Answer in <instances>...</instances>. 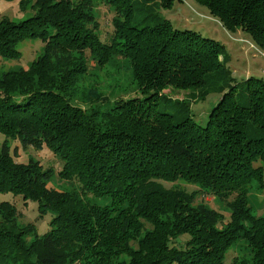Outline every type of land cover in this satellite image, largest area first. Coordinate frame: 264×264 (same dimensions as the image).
<instances>
[{"label":"trees","instance_id":"1","mask_svg":"<svg viewBox=\"0 0 264 264\" xmlns=\"http://www.w3.org/2000/svg\"><path fill=\"white\" fill-rule=\"evenodd\" d=\"M6 1L32 13L0 17V59L18 60L23 40L43 47L26 68L0 67V194L52 217L40 234L1 199L0 264H224L239 240L230 264H264V214L249 203L264 188V79L235 83L219 41L155 11L175 0ZM193 1L264 52V0ZM98 3L114 12L108 42ZM88 58L129 72L130 94L111 101L98 86L81 90ZM190 89L192 99L218 93L205 124L190 116V99L172 97L175 114L159 106L168 91ZM8 139L50 148L70 189L49 187L53 169L18 161ZM207 195L223 211L198 200Z\"/></svg>","mask_w":264,"mask_h":264},{"label":"rangeland","instance_id":"2","mask_svg":"<svg viewBox=\"0 0 264 264\" xmlns=\"http://www.w3.org/2000/svg\"><path fill=\"white\" fill-rule=\"evenodd\" d=\"M94 7L96 21L99 26L98 33L100 38L102 41L108 42L113 30L111 20L114 12L107 5L101 3L96 4ZM155 11H158L162 17L168 19L175 27L181 30H193L200 33L202 36L219 41L224 46L226 54L229 56V61L226 65L230 69L235 83L240 84L249 76L264 79V52L254 44L249 34L245 31L238 30L236 33L227 31L223 28L217 18L210 16L205 7L199 6L193 0H175L171 8L167 9L159 7L158 9L155 8ZM31 13V7H28L26 10H21L17 1L0 0V17H8L15 22H20ZM134 20L137 22L139 17H136ZM42 47L43 44L39 39L23 40L17 44V49L21 54L20 58L18 60L9 59L6 61L0 59V67L3 66L4 68H9L21 65L26 68L36 54L42 50ZM87 56L89 57V55ZM87 61L89 70L88 74L81 81V90L91 88L93 85L98 86L111 101L117 96L126 97L130 94L132 85L130 84V77L127 76L129 72H123L120 70L119 75L117 73V62L116 64H110L100 69L95 65V61L91 58H88ZM122 63L123 62L118 61V64L121 66ZM167 91L168 90H166V92ZM193 91L196 90L168 91L169 94L167 93L166 97H169V99H166V97H159V106L162 110L175 114L176 109L173 98L179 100L182 98L190 99V116L196 122L205 124L208 113L215 102L218 93L210 92L204 100H199L190 97V92ZM147 95L148 94L142 95L140 92L132 94V96L140 98ZM75 97H81V93L78 92ZM111 101L100 104V108L105 109L109 107ZM165 101H168L170 105H165ZM82 105L86 106L87 103L84 102ZM175 118L178 120L179 116L176 115ZM3 140L4 135L0 133V143ZM7 141L10 145L12 154L18 161L27 162L28 160H35L38 161L43 168L53 169L54 175H52L51 182L48 183L49 187L70 189L71 185L58 177V172L62 168V162L50 148L43 146L42 148L37 149L31 145L24 146L20 141L14 139H8ZM259 164H261V162H259ZM187 187L188 189L194 188L193 185H187ZM1 199H7L16 206L20 223H31L35 225L36 231L40 234L48 230L49 221L52 216L49 212L39 214L35 202H24L20 197H13L10 193L0 194V200ZM200 199L216 210L223 211L221 202L212 198V196H198V200ZM91 201L104 205L109 203L110 199L91 197ZM249 203L252 206V211L256 215L264 214V188H257L251 192L249 195ZM224 215L225 217H228L227 213H224ZM238 247H244L243 240H239L235 247L230 248L225 253L224 264H230L232 258L238 252Z\"/></svg>","mask_w":264,"mask_h":264}]
</instances>
